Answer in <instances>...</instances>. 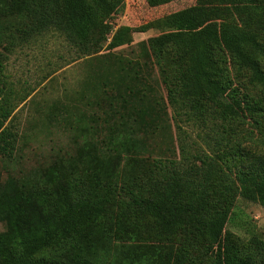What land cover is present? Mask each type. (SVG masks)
I'll use <instances>...</instances> for the list:
<instances>
[{"label": "trees", "instance_id": "1", "mask_svg": "<svg viewBox=\"0 0 264 264\" xmlns=\"http://www.w3.org/2000/svg\"><path fill=\"white\" fill-rule=\"evenodd\" d=\"M209 1L142 27L161 33L138 43L136 58L113 52L93 58L98 70L109 65L112 73L109 78L91 73L79 91L102 114L71 116L84 130L92 121L76 155L55 157L22 175L3 178L0 172V264H264L263 239L246 240L227 228L238 196L264 206V153L234 158L231 146L194 165L188 153L174 159L166 155L170 148L152 143L167 132L168 104L198 120L215 105L225 116L239 115L232 68L238 81L247 78L264 88V0ZM123 2L0 0V49L10 52L59 33L81 57L99 53L107 19ZM132 43L131 27L122 26L108 48ZM1 56L0 51V75ZM163 64L167 98L152 94L147 76L149 68ZM169 68L177 74L171 76ZM12 111L8 100L0 103V130ZM10 134L8 126L0 133V153L8 157L16 147ZM233 160L237 171L229 178L221 164ZM127 215L144 220L158 242H169L125 257L117 234L134 237Z\"/></svg>", "mask_w": 264, "mask_h": 264}, {"label": "rangeland", "instance_id": "2", "mask_svg": "<svg viewBox=\"0 0 264 264\" xmlns=\"http://www.w3.org/2000/svg\"><path fill=\"white\" fill-rule=\"evenodd\" d=\"M198 1L124 0L122 9L107 19L109 32L100 52H93L90 56L81 57L77 49L67 43L59 33L48 34L10 52L1 48L3 68L0 75V103L8 100L13 111L11 117L5 120L0 133L8 126L10 138L16 139V147L11 157L0 153L2 177L28 173L39 164H47L58 156L76 155L84 144L86 136H90L87 130L92 121L90 124L86 123L88 126L84 130L81 129L82 126L74 124L71 116L76 120L77 113L80 112H85L87 116L94 112L102 114V111L96 107L88 106L87 102L91 97L82 98L79 91L84 88V81L91 73L95 72L99 75L103 72L106 78L112 73L109 65H106V69L98 70L93 58L98 54L104 55L109 52L136 58L138 53H141L138 43L161 33L157 27L145 31L142 27ZM200 1L205 2V0ZM239 1L244 0L212 2L232 4ZM206 2L211 1L206 0ZM122 26L131 27L133 43L110 50L108 43ZM166 66L168 65L151 67L147 75L152 94L165 98H167V90L161 85V73L162 68ZM166 71L171 76L177 74L174 68ZM229 74L234 78L233 85L237 86V97L242 102L239 115L225 116L221 112L222 108L215 105L212 114H204V117L198 120L192 114L176 113L168 104V113L165 115L168 129L161 137L154 134L157 137V141H152L154 148L158 146L162 150L170 148L166 155L174 159H180L188 153L190 162L194 165H202L199 160L201 156L217 158L229 151L231 146L234 148V158L237 157L236 154H241L245 159L255 153H264V107L262 106L264 88L251 84L247 78L238 81L235 68H232ZM245 103L249 106L256 104L262 108L255 112ZM74 107L77 108V112ZM233 162L234 160L231 164L228 163L229 166L221 164L224 175L229 178H233L237 171ZM125 219L135 233L132 239H129L122 230L117 234V239L124 242V244L119 242V247L128 251L125 257L149 254L150 246L169 242L166 240L158 242L154 235L145 230L144 220L133 215H127ZM227 228L246 240L249 238L264 240V206L238 196ZM3 230V223L0 222V231ZM173 244L180 246V241L174 240Z\"/></svg>", "mask_w": 264, "mask_h": 264}]
</instances>
